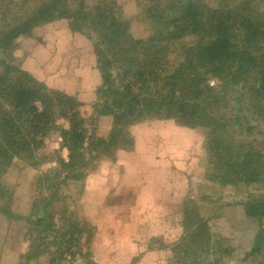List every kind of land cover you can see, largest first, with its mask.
Wrapping results in <instances>:
<instances>
[{"label":"trees","instance_id":"1","mask_svg":"<svg viewBox=\"0 0 264 264\" xmlns=\"http://www.w3.org/2000/svg\"><path fill=\"white\" fill-rule=\"evenodd\" d=\"M148 3L145 19L152 32L140 38L132 34L133 21L122 15L123 9L116 1L103 0L88 9L83 0H22L14 15L3 17L0 211L5 215L13 216V197L10 189L6 190L10 187L3 182V175L21 161L32 159L29 156L34 157L54 133L61 135V146L69 150V159L58 156V165L38 177V186L50 183L47 188H55L47 199L49 203L57 200L63 182L82 177L81 170L68 172L67 168L84 167L88 154L99 161L114 157L118 149H126L132 141V128L149 119H173L182 126L205 128L208 152L216 156L223 170L222 178L217 180L222 185H244L247 191L255 185L264 187V146L247 140L264 126V0ZM62 18L69 19L73 31L94 44L102 81L90 117L82 115L81 101L75 95L48 87L13 63L11 51L19 37ZM231 98L240 106V112H247L241 123L239 115L234 120L228 118L226 104ZM100 116L112 118V129L105 136L97 134ZM235 120L242 129L237 137L240 140L229 130L230 122ZM244 131L246 135L242 136ZM86 141L88 145H84ZM27 163L37 166L35 160ZM64 171L67 173L63 175ZM244 206L246 213L259 222L250 254L263 260L264 192H251ZM46 217L45 212L28 220L41 225ZM45 229L43 237L50 238V232H56L53 241L34 242L19 256V264H31V259L44 254L46 248L69 240L66 232L58 233L60 228L46 225ZM196 235L200 237L193 233ZM188 255L189 248L184 253L186 260ZM55 257L50 252V258ZM60 259L65 260L63 255Z\"/></svg>","mask_w":264,"mask_h":264},{"label":"rangeland","instance_id":"2","mask_svg":"<svg viewBox=\"0 0 264 264\" xmlns=\"http://www.w3.org/2000/svg\"><path fill=\"white\" fill-rule=\"evenodd\" d=\"M21 1L0 0V22L4 16L14 15ZM83 1L89 9L103 0ZM105 1H116L122 15L133 21L135 37L152 32L145 19L148 0ZM208 1L215 4L220 0ZM69 23V19H56L19 37L11 51L13 63L48 87L75 95L82 106L92 109L98 86L94 85L85 99L83 92L88 88L82 82L87 71H81L80 77L79 68L91 63V56L84 51L93 50L94 44L73 31ZM226 107L230 120L239 115L240 123L244 121L247 112H240L235 100L231 98ZM230 124V132L240 140L237 137L242 129L237 120ZM96 128L100 135V129L105 132L109 127L105 122ZM131 131V147L127 144L126 149H118L113 159L99 161L88 154L84 167L67 168L68 172L81 170L82 177L63 182L54 202L47 199L55 188L48 189L50 183L38 186L37 181L39 175L58 165V156L69 159L59 132L48 138L34 157L29 156L32 159H25L35 160L36 167L21 161L3 175V182L10 187L6 190L12 192L13 216L0 211V264H19V256L34 242L53 241L56 232L43 237L46 225L60 228L58 233L66 232L69 240L46 248L31 264H264V259L250 254L259 222L244 206L251 192L263 193L264 187L255 185L247 191L244 185H222L217 179L222 178L223 170L216 156L208 152L205 128L182 126L173 119H149ZM249 139L264 146V126ZM45 212L44 224L28 220ZM50 252L56 255L53 260ZM61 255L65 260L61 261Z\"/></svg>","mask_w":264,"mask_h":264},{"label":"crops","instance_id":"3","mask_svg":"<svg viewBox=\"0 0 264 264\" xmlns=\"http://www.w3.org/2000/svg\"><path fill=\"white\" fill-rule=\"evenodd\" d=\"M84 53H87L88 55H90L91 56V63L89 64V65H86L85 67H80L79 68V70H80V73H81V75H80V77L83 75L82 73L83 72H81V71H83V70H85V71H87L86 72V76H85V81L84 82H82V84H84V86H87V88L88 89H83L84 90V95H85V99H86V96H88V94H89V91H90V89H92V87L95 85H97V86H99L100 84H101V81H102V79H101V75H100V71L98 70V68H97V65H96V59H95V56H94V53H93V50L92 49H86L85 51H84ZM93 56V57H92ZM87 73H89V74H87ZM85 74V73H84ZM93 74V75H92ZM94 77L95 79H93L92 81H91V77ZM97 77H98V79H97ZM98 81V83L97 84H95V82H97ZM83 86V87H84ZM98 88L96 87L95 88V90H97ZM97 95V94H96ZM96 99H97V96H96ZM94 104L95 103H93L92 105H91V107H92V109H90L89 107L90 106H88V105H84V106H82V108H81V111H82V115L83 116H85V117H90V116H92L93 115V111H94ZM83 107H84V109H83ZM107 123L108 124V127L109 128H107L106 129V131L105 132H103L101 129H100V135H102V136H105V135H107L110 131H111V129H112V118L110 117V116H100V117H98V120H97V123H96V125H100L101 123ZM107 126V125H106ZM100 128V127H99ZM97 134H98V131H97ZM121 150V149H120ZM123 150V149H122ZM107 158H110V159H113L112 157H103V158H101L100 159V161H103V160H105V159H107Z\"/></svg>","mask_w":264,"mask_h":264}]
</instances>
